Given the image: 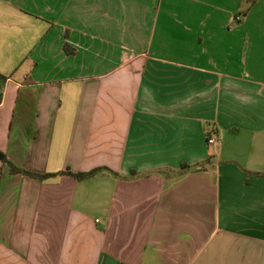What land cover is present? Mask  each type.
<instances>
[{"label": "crops", "instance_id": "0c3cea01", "mask_svg": "<svg viewBox=\"0 0 264 264\" xmlns=\"http://www.w3.org/2000/svg\"><path fill=\"white\" fill-rule=\"evenodd\" d=\"M0 152V264H264V0H0Z\"/></svg>", "mask_w": 264, "mask_h": 264}, {"label": "trees", "instance_id": "16d2710c", "mask_svg": "<svg viewBox=\"0 0 264 264\" xmlns=\"http://www.w3.org/2000/svg\"><path fill=\"white\" fill-rule=\"evenodd\" d=\"M0 160L3 161L4 163L8 164L10 166V170L13 174H26V175H29L31 177H34V178H37V179H45L47 177H49V175H44V176H39V175H35L33 173H29V172H26V171H23V170H20L16 167H14L7 159L6 157L0 152ZM95 173V171L93 172H90V173H80V174H76V175H73L77 180H83V179H86V178H89L91 176H93Z\"/></svg>", "mask_w": 264, "mask_h": 264}, {"label": "built area", "instance_id": "2783aa9c", "mask_svg": "<svg viewBox=\"0 0 264 264\" xmlns=\"http://www.w3.org/2000/svg\"><path fill=\"white\" fill-rule=\"evenodd\" d=\"M240 20H241L240 17H236L234 19V22H239ZM207 135H208V138H207L208 145H214L217 143V135H216L215 131H213V130L209 131Z\"/></svg>", "mask_w": 264, "mask_h": 264}]
</instances>
